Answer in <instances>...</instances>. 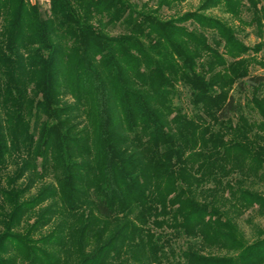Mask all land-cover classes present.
Segmentation results:
<instances>
[{
	"label": "trees",
	"instance_id": "16d2710c",
	"mask_svg": "<svg viewBox=\"0 0 264 264\" xmlns=\"http://www.w3.org/2000/svg\"><path fill=\"white\" fill-rule=\"evenodd\" d=\"M184 1L0 0V264H264V2Z\"/></svg>",
	"mask_w": 264,
	"mask_h": 264
},
{
	"label": "rangeland",
	"instance_id": "374dc122",
	"mask_svg": "<svg viewBox=\"0 0 264 264\" xmlns=\"http://www.w3.org/2000/svg\"><path fill=\"white\" fill-rule=\"evenodd\" d=\"M28 1L37 3L40 6L42 11H46L48 9V0H28ZM199 2L200 0H185L184 3L181 5L180 10L181 11L194 10L198 6ZM164 17L166 18L169 17L168 11L164 10ZM254 41L255 39L253 37H250L249 40H247V42L250 44H253ZM262 55H264V53H262ZM239 224H240L241 229L245 232L247 239L251 240L254 236V226L248 224L243 219L240 220ZM254 224L264 228V218H256L254 220Z\"/></svg>",
	"mask_w": 264,
	"mask_h": 264
},
{
	"label": "crops",
	"instance_id": "0c3cea01",
	"mask_svg": "<svg viewBox=\"0 0 264 264\" xmlns=\"http://www.w3.org/2000/svg\"><path fill=\"white\" fill-rule=\"evenodd\" d=\"M30 3H32V4H33L34 2H30Z\"/></svg>",
	"mask_w": 264,
	"mask_h": 264
}]
</instances>
